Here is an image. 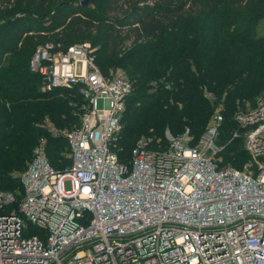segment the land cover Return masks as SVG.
Instances as JSON below:
<instances>
[{
	"label": "built area",
	"instance_id": "1",
	"mask_svg": "<svg viewBox=\"0 0 264 264\" xmlns=\"http://www.w3.org/2000/svg\"><path fill=\"white\" fill-rule=\"evenodd\" d=\"M93 50L46 41L31 55L47 89L77 88L82 112L71 129L45 125L67 141L65 165H51L40 137L20 188L0 190V264H264V93L235 115L240 169L222 163L219 113L198 138L166 128L162 149L142 137L121 162L111 141L132 84Z\"/></svg>",
	"mask_w": 264,
	"mask_h": 264
},
{
	"label": "trees",
	"instance_id": "2",
	"mask_svg": "<svg viewBox=\"0 0 264 264\" xmlns=\"http://www.w3.org/2000/svg\"><path fill=\"white\" fill-rule=\"evenodd\" d=\"M82 1L0 0V190L20 188L18 174L40 137L53 167L67 163V141L45 120L58 130L77 126L83 99L76 87L47 89L30 70L46 41L58 50L89 42L103 72L118 65L128 75L132 90L111 141L121 162L138 139L160 150L166 128L198 138L219 113L222 163L240 169L248 154L233 115L264 93V0Z\"/></svg>",
	"mask_w": 264,
	"mask_h": 264
},
{
	"label": "rangeland",
	"instance_id": "3",
	"mask_svg": "<svg viewBox=\"0 0 264 264\" xmlns=\"http://www.w3.org/2000/svg\"><path fill=\"white\" fill-rule=\"evenodd\" d=\"M37 43H34V44H31L30 45V47H29V50H28V52L30 53L31 52V50H32V48L36 45ZM114 66H116V67H119V68H121V66H118V65H114ZM122 69V68H121ZM261 94V93H260ZM259 94H257L256 96H258ZM256 96H255V98H256ZM77 96L76 95H72V96H69V101H70V104L72 105V107L74 106V108H75V105L77 104ZM253 100H255V99H253ZM252 100V101H253ZM246 101H244V103H245ZM250 102V101H249ZM241 105L242 104H239L238 103V105H237V108L236 109H239L240 107H241ZM222 106V105H221ZM221 106H219L218 105V109L220 108L221 109ZM98 107H101V101L99 100L98 101ZM74 110V109H73ZM236 112H234V115L233 116H235L236 114H235ZM78 116H79V114H78ZM213 118V117H212ZM212 118H210V120H209V122L207 123V125H206V127H205V130H206V128L208 127V125H209V123H210V121H211V119ZM79 119H80V116H79ZM46 124L48 125V126H50V127H52V128H54V129H56V130H58L53 124H52V122L47 118L46 120ZM236 126H238L237 124H236ZM204 130V131H205ZM61 146H62V144H60ZM65 149V147L63 148V150ZM222 160H223V158H222ZM226 162V161H225ZM67 189L69 188V183L68 182H65V185H64Z\"/></svg>",
	"mask_w": 264,
	"mask_h": 264
},
{
	"label": "water",
	"instance_id": "4",
	"mask_svg": "<svg viewBox=\"0 0 264 264\" xmlns=\"http://www.w3.org/2000/svg\"><path fill=\"white\" fill-rule=\"evenodd\" d=\"M80 4H82V5L87 4V0H83Z\"/></svg>",
	"mask_w": 264,
	"mask_h": 264
}]
</instances>
